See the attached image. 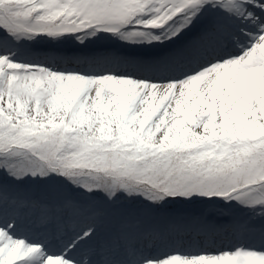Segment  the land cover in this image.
Here are the masks:
<instances>
[{
	"label": "snow or ice",
	"instance_id": "snow-or-ice-1",
	"mask_svg": "<svg viewBox=\"0 0 264 264\" xmlns=\"http://www.w3.org/2000/svg\"><path fill=\"white\" fill-rule=\"evenodd\" d=\"M0 264H264V0H0Z\"/></svg>",
	"mask_w": 264,
	"mask_h": 264
}]
</instances>
